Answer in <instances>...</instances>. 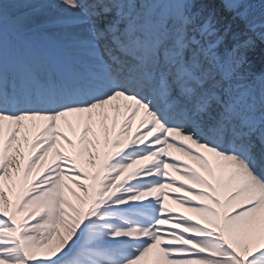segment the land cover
I'll list each match as a JSON object with an SVG mask.
<instances>
[{"label": "snow or ice", "instance_id": "snow-or-ice-1", "mask_svg": "<svg viewBox=\"0 0 264 264\" xmlns=\"http://www.w3.org/2000/svg\"><path fill=\"white\" fill-rule=\"evenodd\" d=\"M211 2L0 0V264H264V0Z\"/></svg>", "mask_w": 264, "mask_h": 264}, {"label": "bare ground", "instance_id": "bare-ground-1", "mask_svg": "<svg viewBox=\"0 0 264 264\" xmlns=\"http://www.w3.org/2000/svg\"><path fill=\"white\" fill-rule=\"evenodd\" d=\"M211 3H213L212 7H215L216 9L222 10L221 4H220V0H212ZM223 14L225 16L228 15V13H223ZM257 43H260V42L257 41ZM261 50L262 51H260V49L258 47H256V49H255V51L253 53L254 54L253 58L255 59L257 68L260 67L261 62L264 61V49L261 48ZM171 151L174 152V150H171ZM174 154L180 155L179 153H175V152H174ZM169 171L172 172V174L175 175L178 180L183 179V176L180 173L173 172L171 169H169ZM188 183H190V182H188ZM167 203L169 204V206L175 208L176 211L183 212L185 215H190V216H193L194 219H198L196 214L189 212L186 208L182 207L181 205H179L177 203H174L171 199H169L167 201Z\"/></svg>", "mask_w": 264, "mask_h": 264}]
</instances>
